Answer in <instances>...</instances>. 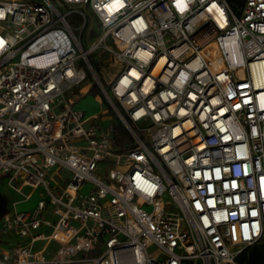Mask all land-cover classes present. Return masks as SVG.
<instances>
[{
	"label": "built area",
	"instance_id": "built-area-1",
	"mask_svg": "<svg viewBox=\"0 0 264 264\" xmlns=\"http://www.w3.org/2000/svg\"><path fill=\"white\" fill-rule=\"evenodd\" d=\"M92 83L127 146L75 108ZM2 180L40 192L0 217V264H253L264 0H0Z\"/></svg>",
	"mask_w": 264,
	"mask_h": 264
},
{
	"label": "rangeland",
	"instance_id": "rangeland-1",
	"mask_svg": "<svg viewBox=\"0 0 264 264\" xmlns=\"http://www.w3.org/2000/svg\"><path fill=\"white\" fill-rule=\"evenodd\" d=\"M89 81L90 79L87 78L86 83H89ZM92 84L93 87L91 91L88 92L75 104V108L83 111L86 117H90L94 114H98L99 117L105 118L104 120L101 119L100 121L103 125H107L109 124V122H111L115 128V136H114L115 145H117L118 147L127 146L132 142L128 131L121 123V121L118 119V117L115 115V113L110 108L108 103L105 101L103 95L97 89L96 85L94 83ZM77 89L78 87L75 88L74 91L76 92ZM116 118L120 121V123H118ZM1 183L2 185L0 187V191H2L9 198L10 202L22 200L21 195L13 192L10 188H8L4 180H2ZM83 188L84 190H87L89 188V185H85ZM23 192L31 193V198L28 201H21L16 206V208L18 211H30L36 206V203L39 198L40 189L33 190L31 187H24ZM0 245L4 246V244L1 242Z\"/></svg>",
	"mask_w": 264,
	"mask_h": 264
},
{
	"label": "trees",
	"instance_id": "trees-1",
	"mask_svg": "<svg viewBox=\"0 0 264 264\" xmlns=\"http://www.w3.org/2000/svg\"><path fill=\"white\" fill-rule=\"evenodd\" d=\"M226 1L234 13L239 14L241 12L244 0H226ZM117 121L118 123H120L118 119ZM9 206H10L9 198L2 191H0V217H2L7 212ZM263 255H264V249L261 246H254L253 248L244 251L239 259L240 260L247 259L253 264H260L259 259Z\"/></svg>",
	"mask_w": 264,
	"mask_h": 264
},
{
	"label": "bare ground",
	"instance_id": "bare-ground-1",
	"mask_svg": "<svg viewBox=\"0 0 264 264\" xmlns=\"http://www.w3.org/2000/svg\"><path fill=\"white\" fill-rule=\"evenodd\" d=\"M97 62L106 68L109 77H113L117 72L118 65L117 63L111 58V56L107 52L101 51L96 56Z\"/></svg>",
	"mask_w": 264,
	"mask_h": 264
}]
</instances>
